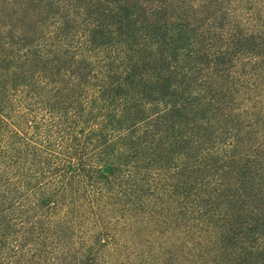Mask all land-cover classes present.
<instances>
[{"label":"trees","instance_id":"16d2710c","mask_svg":"<svg viewBox=\"0 0 264 264\" xmlns=\"http://www.w3.org/2000/svg\"><path fill=\"white\" fill-rule=\"evenodd\" d=\"M0 264H264V0H0Z\"/></svg>","mask_w":264,"mask_h":264}]
</instances>
